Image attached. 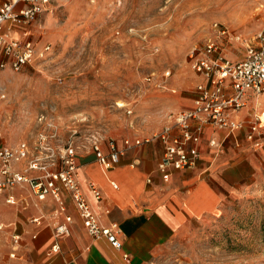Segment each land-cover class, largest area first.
Here are the masks:
<instances>
[{"label":"rangeland","instance_id":"rangeland-1","mask_svg":"<svg viewBox=\"0 0 264 264\" xmlns=\"http://www.w3.org/2000/svg\"><path fill=\"white\" fill-rule=\"evenodd\" d=\"M212 22L240 40L225 42L223 53L234 46L243 54L264 30V0H50L24 32L38 50L49 46L45 58L18 72L0 70L3 139L33 145L45 133L56 148L87 147L94 138L140 143L147 114L157 112L156 94L193 83L182 90L188 93L198 83L186 54L213 39ZM243 141L242 150L256 153L245 188L147 264H264V130L261 150ZM0 241L6 258L10 235Z\"/></svg>","mask_w":264,"mask_h":264},{"label":"crops","instance_id":"crops-1","mask_svg":"<svg viewBox=\"0 0 264 264\" xmlns=\"http://www.w3.org/2000/svg\"><path fill=\"white\" fill-rule=\"evenodd\" d=\"M21 33L19 29L13 35L17 37ZM242 52V48L233 46L226 55L237 61ZM190 85L177 83L176 87L165 88L167 91L156 94L152 101L158 104L157 112L147 114L144 130L136 135L141 137L140 143L115 144L121 150L116 165L104 168L90 150L79 151L76 156V179L83 196L101 225L116 223L122 243L119 252L85 232L65 192L62 199L66 211L62 213L48 196L37 201L23 186L0 195V224L5 225L2 236L14 232L20 236L21 245L17 251L19 258L11 260L3 257L7 245L0 241V264H147L163 245L189 225L219 215L228 199L245 188L256 168L252 162L256 160V153L242 150L244 130L227 135L213 131L211 127L204 128L198 142L197 163L190 169L170 171L166 181L157 172L162 143L153 139L143 141L161 129L166 113L191 106L195 88L182 93ZM248 93L253 94L255 100L246 98L245 105L234 118L248 122L261 117L264 121L261 116L264 113V93L259 96L252 91ZM211 137L221 142L220 152L207 144ZM3 142L16 144L7 139ZM262 144H255V149L261 150ZM100 147L106 153L107 147L103 144ZM90 183L98 188L99 200L89 191ZM7 194L13 196L15 204L4 201ZM64 214L71 217L68 232L54 239L53 228L64 220ZM39 216V225L33 224L31 219ZM54 241L58 244L57 253L48 252ZM122 254H127V258L122 259Z\"/></svg>","mask_w":264,"mask_h":264},{"label":"built area","instance_id":"built-area-1","mask_svg":"<svg viewBox=\"0 0 264 264\" xmlns=\"http://www.w3.org/2000/svg\"><path fill=\"white\" fill-rule=\"evenodd\" d=\"M50 0H3L0 3V70L9 69L18 72L22 67L30 65L37 58H45L48 45L39 50L24 34V30L45 11ZM22 30L19 36L13 32ZM214 37L207 40L202 49L191 48L186 54L190 68L200 77L195 85V96L191 106L168 112L165 124L147 139L159 140L163 151L157 164V172L162 180L170 171L192 168L198 159V142L204 128L222 131L230 135L236 131H245L244 139L249 142L260 141L264 121L255 117L253 121H239L234 118L246 103L248 91L259 96L264 93V30H258L246 42L241 59L232 61L225 57V42H239L225 24L212 22ZM4 95L0 94V99ZM264 117V113L261 114ZM53 136L39 133L37 142L29 145L19 141L14 145H6L0 132V195L8 191L26 187L35 200H44L48 196L57 203L59 211L65 213L66 206L62 193L71 200L72 207L81 221L85 232L94 240L104 241L112 250L119 252L122 243L116 223L101 225L84 198L77 182L76 156L79 151L90 150L96 161L104 168L112 167L118 162L121 150L112 140H106V153L101 149V141L94 138L87 147L65 144L56 148L50 140ZM124 145H127L125 140ZM135 145L139 141L134 142ZM210 145L216 152L221 151L222 144L213 137ZM113 187H116L112 183ZM89 191L99 200L98 188L90 183ZM7 204H15L12 195H5ZM64 220L53 228V237L66 235L71 217L63 215ZM41 217L32 218L31 222L39 225ZM0 224V235L4 234ZM10 235L8 258H16L20 247V236L12 232ZM58 244L53 242L49 251L57 253ZM127 254H122L126 259Z\"/></svg>","mask_w":264,"mask_h":264},{"label":"bare ground","instance_id":"bare-ground-1","mask_svg":"<svg viewBox=\"0 0 264 264\" xmlns=\"http://www.w3.org/2000/svg\"><path fill=\"white\" fill-rule=\"evenodd\" d=\"M263 117V116H262Z\"/></svg>","mask_w":264,"mask_h":264}]
</instances>
